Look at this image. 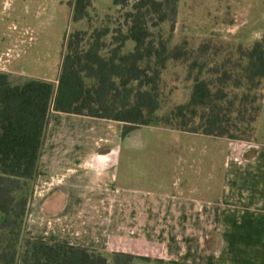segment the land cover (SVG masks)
Here are the masks:
<instances>
[{
  "label": "trees",
  "instance_id": "trees-1",
  "mask_svg": "<svg viewBox=\"0 0 264 264\" xmlns=\"http://www.w3.org/2000/svg\"><path fill=\"white\" fill-rule=\"evenodd\" d=\"M179 0H113L124 12L118 47L102 54L108 30L70 34L56 82L15 83L0 71V264H130L129 253L52 243L27 235L31 185L39 174L51 110L229 140L255 138L264 87V39L251 47L182 42L168 48L161 25L176 18ZM91 0H74L73 19ZM134 45L119 53L127 41ZM167 60L186 67L180 99L164 102L160 74Z\"/></svg>",
  "mask_w": 264,
  "mask_h": 264
},
{
  "label": "rangeland",
  "instance_id": "rangeland-1",
  "mask_svg": "<svg viewBox=\"0 0 264 264\" xmlns=\"http://www.w3.org/2000/svg\"><path fill=\"white\" fill-rule=\"evenodd\" d=\"M73 5L74 0H0V71L9 73L15 83L40 77L56 82L67 51L66 39L77 31L86 32L82 41L84 48L95 31L105 29L108 33L101 39L105 46L102 54L119 46L113 36L125 31L123 15L128 7L115 6L113 0H91L86 17L75 21ZM160 32L168 40V48L182 42H186L188 48H197L202 43L251 47L255 41L264 39V0H179L175 20L163 23ZM133 45L131 40L127 41L119 53L127 52ZM186 75L184 63L167 60L159 84L164 102L180 99L181 89L188 84ZM254 139L264 153V87ZM108 149L113 150L110 165L113 166L114 192L120 195L134 191L151 204L161 205L166 194L198 201L210 199L207 188L219 190L220 175L235 167L230 143L220 137L157 125L131 130L117 121L51 110L39 174L31 185V208L26 221L29 237L36 234L33 222L29 224V219L33 220L38 213L35 196L42 193L45 197L51 188L67 182V178H82L77 174L81 169L70 176L72 168L85 166V163L80 164V158L95 157ZM65 195L55 192L58 199L55 205L64 202ZM95 196L91 197H99ZM156 207L153 211L148 206V211L146 208L145 212H140L152 214L150 218L160 223L166 216ZM85 209L74 212L78 224L88 218L91 225L110 222L111 218H106L112 216V211H108L106 217L105 211L98 208ZM146 229L124 226L121 235L126 238L139 231L143 234ZM148 231L150 235H162V227ZM100 238L94 234V244L99 246ZM107 246L108 251L102 253H124L114 242ZM149 262L153 261L142 257L130 264Z\"/></svg>",
  "mask_w": 264,
  "mask_h": 264
},
{
  "label": "crops",
  "instance_id": "crops-1",
  "mask_svg": "<svg viewBox=\"0 0 264 264\" xmlns=\"http://www.w3.org/2000/svg\"><path fill=\"white\" fill-rule=\"evenodd\" d=\"M226 140L235 167L220 175L219 190L207 188L210 199L203 201L166 194L159 205L145 201L134 191L119 195L112 189L113 150L81 157L79 162L85 166L72 168L70 176L81 169L77 174L82 178H67L45 197L42 193L35 196L38 213L34 212L33 220L29 219V224L33 222L35 226L36 234L32 237L100 251H108L107 245L114 242L124 253L129 251L138 259L153 261L149 264H264L263 148L255 139ZM55 192L66 194L59 205H55ZM156 205L166 216L160 223L150 218L152 214L140 212L146 208L148 211V206L154 211ZM82 208H98L105 211L106 217L112 211V216L106 218H111L110 222L91 225L88 218L78 224L74 214ZM124 226L148 229L124 238ZM153 227H162V235H150L148 230ZM94 234L101 237L99 246L94 244ZM111 235L115 238L111 239Z\"/></svg>",
  "mask_w": 264,
  "mask_h": 264
}]
</instances>
